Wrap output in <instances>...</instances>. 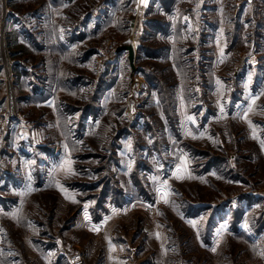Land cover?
<instances>
[{"label":"rangeland","instance_id":"rangeland-1","mask_svg":"<svg viewBox=\"0 0 264 264\" xmlns=\"http://www.w3.org/2000/svg\"><path fill=\"white\" fill-rule=\"evenodd\" d=\"M5 13L0 264H264V0ZM6 59L24 74L9 66V101Z\"/></svg>","mask_w":264,"mask_h":264},{"label":"built area","instance_id":"built-area-1","mask_svg":"<svg viewBox=\"0 0 264 264\" xmlns=\"http://www.w3.org/2000/svg\"><path fill=\"white\" fill-rule=\"evenodd\" d=\"M7 10V0H0V27L1 28H4V23H5V20L7 19V13H5V11ZM2 29H0V38L2 39V41L4 42V32H1ZM2 42V45L4 44ZM1 45V46H2ZM4 52V53H3ZM2 53L5 55L6 51L4 49V45L2 46ZM248 59H249V62H250V66L252 68H258L260 66V60L259 58L257 57V53H256V50H254L252 53H250L248 55ZM16 64V61H8L7 59L5 60V71H7V79L8 81H6V83L8 82V90H7V95L5 96V98H8V101L9 99H11V90H12V83L15 81V75L13 73H11L12 71L10 70L9 66H13ZM8 115L6 116V119H5V123L6 124H12L13 123V119L14 117L16 116V113L13 112L10 108V110H8ZM1 166H2V163L0 161V169H1ZM120 216V215H118ZM120 218L122 219V215L120 216ZM136 249L132 248V247H129V248H126V255H125V258L127 259H130L131 261H133V254L135 255L136 254ZM71 263L72 264H82L84 262V257H83V254L81 253H76V254H73L71 256Z\"/></svg>","mask_w":264,"mask_h":264},{"label":"water","instance_id":"water-1","mask_svg":"<svg viewBox=\"0 0 264 264\" xmlns=\"http://www.w3.org/2000/svg\"><path fill=\"white\" fill-rule=\"evenodd\" d=\"M123 52H128V58L130 62V66L132 68V71L136 70V62H135V49L132 45H125L122 47H119L117 49V54H121Z\"/></svg>","mask_w":264,"mask_h":264},{"label":"trees","instance_id":"trees-1","mask_svg":"<svg viewBox=\"0 0 264 264\" xmlns=\"http://www.w3.org/2000/svg\"><path fill=\"white\" fill-rule=\"evenodd\" d=\"M256 19H257V22H258V25H259L260 29H264V23H261L262 21H260L259 15L256 16ZM230 24H231V26L234 27V29H237V23H236V19L235 18H234V21H232ZM161 25H163V26L159 27L160 29H166L165 28L166 26L164 27V24H161ZM224 25H226L225 22H224ZM171 29H175L174 26ZM227 29H230L229 24H228ZM17 68H18V65H15L14 66V69H15L14 71H15L16 76L20 77L21 75H24L23 74V69H20L19 71H17ZM1 72L4 73V70H1Z\"/></svg>","mask_w":264,"mask_h":264},{"label":"crops","instance_id":"crops-1","mask_svg":"<svg viewBox=\"0 0 264 264\" xmlns=\"http://www.w3.org/2000/svg\"><path fill=\"white\" fill-rule=\"evenodd\" d=\"M257 21V20H256ZM219 23H220V25H219ZM218 23V27H219V29L220 28H222V21L220 20V22ZM257 25H258V22H257ZM237 68H238V70H240L241 69V66H237ZM7 84V83H6ZM4 89V88H3ZM6 89H7V86H6ZM6 89H5V91H6ZM7 94V93H6ZM3 98L4 97H2L1 99L2 100H0V104L2 103V101H3ZM108 225V224H107ZM101 228H104V227H100V229ZM251 240H253V241H256L257 239L256 238H250ZM128 240V239H127ZM113 242V241H112ZM114 243V242H113ZM121 243H123V242H121ZM127 245H130V244H127ZM115 251H112V252H107L108 253V256H110V255H112L113 253H114ZM106 257H107V255H106ZM111 257H113V260H114V262H110V264H130V263H127L126 261H124L123 259H121V258H117L116 256H111ZM109 258V257H108ZM60 264H62V263H60Z\"/></svg>","mask_w":264,"mask_h":264}]
</instances>
